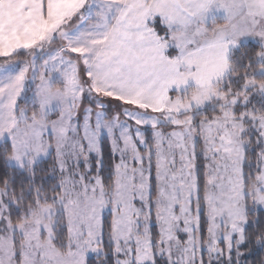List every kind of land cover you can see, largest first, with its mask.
I'll return each mask as SVG.
<instances>
[{
  "label": "snow or ice",
  "instance_id": "obj_1",
  "mask_svg": "<svg viewBox=\"0 0 264 264\" xmlns=\"http://www.w3.org/2000/svg\"><path fill=\"white\" fill-rule=\"evenodd\" d=\"M0 264H264V0H0Z\"/></svg>",
  "mask_w": 264,
  "mask_h": 264
},
{
  "label": "trees",
  "instance_id": "obj_2",
  "mask_svg": "<svg viewBox=\"0 0 264 264\" xmlns=\"http://www.w3.org/2000/svg\"><path fill=\"white\" fill-rule=\"evenodd\" d=\"M252 259H255V257H252Z\"/></svg>",
  "mask_w": 264,
  "mask_h": 264
}]
</instances>
